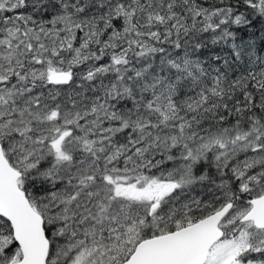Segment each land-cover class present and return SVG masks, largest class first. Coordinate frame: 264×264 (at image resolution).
I'll list each match as a JSON object with an SVG mask.
<instances>
[{
  "label": "snow or ice",
  "instance_id": "obj_1",
  "mask_svg": "<svg viewBox=\"0 0 264 264\" xmlns=\"http://www.w3.org/2000/svg\"><path fill=\"white\" fill-rule=\"evenodd\" d=\"M0 264H264V0H0Z\"/></svg>",
  "mask_w": 264,
  "mask_h": 264
}]
</instances>
